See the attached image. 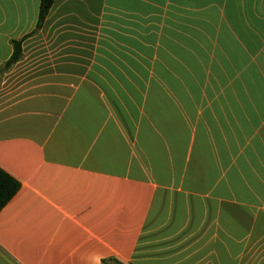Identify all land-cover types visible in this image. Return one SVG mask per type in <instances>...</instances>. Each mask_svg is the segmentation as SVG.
Segmentation results:
<instances>
[{
  "label": "crops",
  "instance_id": "0c3cea01",
  "mask_svg": "<svg viewBox=\"0 0 264 264\" xmlns=\"http://www.w3.org/2000/svg\"><path fill=\"white\" fill-rule=\"evenodd\" d=\"M40 2L0 0V264H264V0Z\"/></svg>",
  "mask_w": 264,
  "mask_h": 264
},
{
  "label": "trees",
  "instance_id": "16d2710c",
  "mask_svg": "<svg viewBox=\"0 0 264 264\" xmlns=\"http://www.w3.org/2000/svg\"><path fill=\"white\" fill-rule=\"evenodd\" d=\"M55 0H41L37 28L45 21ZM14 54L5 67L15 63L21 55V40H13ZM20 188V183L0 168V210L13 198Z\"/></svg>",
  "mask_w": 264,
  "mask_h": 264
}]
</instances>
